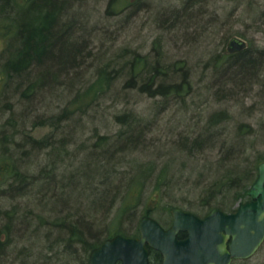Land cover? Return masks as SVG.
Wrapping results in <instances>:
<instances>
[{"label":"rangeland","instance_id":"obj_1","mask_svg":"<svg viewBox=\"0 0 264 264\" xmlns=\"http://www.w3.org/2000/svg\"><path fill=\"white\" fill-rule=\"evenodd\" d=\"M53 1L68 2L69 15L62 24L82 50L74 75H63L60 83L80 77L72 91L65 84L50 85L52 92L38 91L24 104L16 80H8L7 62L15 46L23 45L19 27L25 16L41 19L40 5ZM114 6L109 0H0V168L15 164L37 181L35 187L20 182L21 188L14 186L7 197H0V264H83L82 251L74 259L67 243H59L67 235L53 226L70 214L82 217V223L92 222V233L97 229L99 234L115 228L134 233L145 214L169 228L175 207L206 216L211 211L202 203L208 196L213 194L217 205L228 201L224 187L221 193L212 187L216 176L237 168L250 175L249 168L264 156V0H121ZM234 37L248 41L253 64L243 70L231 67L218 76L216 59L223 58ZM138 56L147 61L139 80L153 76L154 66L179 73L176 81L189 83L186 97L167 101L124 89L129 77L124 75L91 108L84 98L80 105L72 103L103 71L113 80L115 71ZM65 108L74 113L58 126L56 119ZM129 124L137 128V136L127 129ZM100 136L109 140L106 151L111 157L124 161L118 170L126 173L125 180L103 189L109 195L105 200L98 184L90 183L89 191L81 192L85 181L78 178L77 184L73 178L81 174L86 157L102 156ZM27 137L51 139L63 150L58 155L55 146L34 151ZM131 137L137 140L132 148L123 141ZM198 138L203 147L196 154L180 152ZM149 165L155 170L151 177L143 176L144 194L123 215L121 208L134 199L125 192L128 179ZM164 167V182H170L166 194L156 196L152 192ZM47 174L52 183L41 184ZM5 183L0 189L6 190ZM68 183H74L68 191L59 187ZM5 210L14 213L9 217ZM6 224L13 227L9 233ZM232 264H264V243L250 259Z\"/></svg>","mask_w":264,"mask_h":264},{"label":"trees","instance_id":"obj_2","mask_svg":"<svg viewBox=\"0 0 264 264\" xmlns=\"http://www.w3.org/2000/svg\"><path fill=\"white\" fill-rule=\"evenodd\" d=\"M119 2H121V0H109L111 9H113L115 7L114 5ZM67 3V1H63L62 4L53 1L48 3L45 2L44 4L40 5L41 7L39 9V12L40 10L41 13L44 12V16H42L41 19L40 16L33 19L37 24L41 21L45 23L41 27L44 33L43 31L41 32L36 28H32L33 19L26 16L19 27L20 34L23 37V45L21 46V48L15 46L16 53L13 54L12 58L7 62L6 74H8V80H11V82L12 80H16L17 92L21 94V101L24 104L29 103L28 101H32L38 91H42V93L44 91L45 93L49 91L48 89H50V85L52 87L53 85L65 84L68 90L72 91L73 87L76 84L75 81H77V79L80 77L78 75H75L74 77H72V79L67 78L74 75L72 71L74 70V68H76V65L78 64L79 58L82 54V50L79 48V45L72 41L74 39V34H71V32L68 33L69 28L66 29V26L62 24V20L69 15L66 7ZM33 7H35V5ZM111 9H109V11ZM251 53L252 50L248 49L235 54H222L223 58L218 56L215 62L217 69L218 67L220 68L217 73L218 76L224 74V72H222L223 70L230 69L231 67L238 68L239 70L247 69L250 65L253 64ZM224 58L225 60L223 62L222 59ZM220 61L223 62L222 65L219 64ZM146 64L147 61L141 56H138L137 59L132 61L131 65L126 64L122 67V70L120 68L118 72H114L117 78L113 79L115 80L114 82L110 79V73L108 74L106 73V71H103V73L98 75L97 79L90 86H88L84 92H78L75 100H73L72 103L75 102L74 105H80L77 102L83 100L84 98V105L87 108H91L88 106H92L94 103L102 100L107 95V93L115 87L116 81L119 79V77H123L124 75L129 76L126 80L123 81L124 89L136 90L142 94H148L152 98L163 96V98H166V100L170 97H186L185 95L188 93L189 83L186 81H183L182 84L178 83L176 81L178 80V77L176 75L179 73L169 74V72H166V70L159 71V69L157 70L156 66H154L155 71L153 72V76H147L145 77L146 79L144 78V80L142 81L139 80L138 77L144 72L141 71ZM104 69L107 70V68ZM63 75L67 76L66 81L70 80L69 83H60V79ZM52 90L53 89H50L49 92H52ZM86 112L87 111H85V113ZM73 113L74 111H70L69 109L65 108L58 116L59 119H56L57 125L60 126L62 123L70 119ZM117 118H120V116ZM211 123L213 124L215 122ZM215 125L216 124H213V126ZM133 126V124H129L127 129H131L130 131L133 130L134 134L136 135L138 131L137 128ZM210 129L212 128H209V131L211 132L212 130ZM140 133L138 135H140ZM101 138V146L98 147H100L101 149L100 153L102 154V156L97 157L98 155H91L86 157L81 166V174L78 176L74 175L75 177L73 178L75 179V182L77 184L78 181L76 180L78 178L85 181V185L81 189V192H84V190L89 191L90 183L96 185L98 184V186L102 190L100 199L105 200V198L109 199V195L108 191H105L103 189L107 187L110 188L112 184L118 181V179V183H120L122 180H125L126 173L124 175L123 172H120L118 170L119 166L120 168L124 167V165H122L124 161H122L121 159L118 160V157H111L109 151H106V148L109 147V140L106 139L105 136H102ZM123 141L125 142V144L127 143L128 145H131L130 148L133 147L132 145H136L135 143L137 142V140H134V137L125 138L123 139ZM26 144L29 147H32V150L34 151L43 150L55 146L54 153H56L57 155L58 151L61 152V150H63L61 149V143L55 145L56 143H52L51 139H47L46 141L41 142L31 139V137H27ZM201 147H203L202 140L201 138H198L189 147L186 146L183 149L181 148L180 152L184 154L191 153V155H194L196 154L194 152L199 151ZM191 155L190 157H193ZM262 162H264V156L257 160V162L252 165V168H249L251 170L250 175L247 174V170H238L237 167L236 171L228 169L222 174L219 173L216 176V180L214 181L212 187L214 189L216 188V193L223 192V190L220 191L221 187H224V189H226V195L228 196L226 205H223L224 207L221 205H217L215 203L216 199L213 197V194L212 196H208L207 199H204L202 205L209 208L210 211H212L214 208H219L224 212H233L236 210L234 209L236 203L240 202V204H242L249 201L250 197L248 195V192L258 177V165ZM165 167L164 170H162L160 173L161 176L157 177L156 187L152 192L155 193L156 196H163L167 192L166 188L168 187L170 181L164 182L163 178H166V176L168 175V169ZM112 168H115V170H113ZM154 170L155 168H152L151 165H149L147 167H144L138 177H134L132 175L128 179L125 192L127 191V193L133 195L134 199L132 200L133 202L129 200L130 202L124 204L123 208H121L123 215L130 211L131 207L136 205L134 203H137L144 194L146 181L145 177L143 176L148 175L149 177H151ZM97 180H99V182H97ZM5 181H7V187L11 190L14 188V186L21 188L22 186L19 185L20 182H22L24 186L25 184H28V186L32 187H35V183H37V181H34L29 175H24L20 171V169L15 166V164L5 169L0 168V186L6 184ZM44 181L45 182H42L41 184H51L53 180L47 174L44 178ZM74 183H68L65 184V186L59 185V187L61 186V188H65V190L63 191H68L69 187H72V184ZM236 189H238L239 191L235 194H232V192L236 191ZM19 190L21 191V189ZM20 194L23 195L25 193L24 191H21ZM0 197L3 198V194L0 195ZM114 199L115 198H113L112 201ZM10 213L14 212L5 210L4 214L11 217L12 215ZM146 215L149 214H145V216ZM75 217L76 215L70 214L69 216L61 218L57 222L53 223V226L59 228V232H62L63 236L67 235V237H65L63 240L59 241V243H61L62 245L64 243H67V249L70 247L69 249L73 250L74 246H83V255H85L83 264H89V256L92 250L99 247L107 239H110L118 234L133 237L140 236L138 226H136V230L134 231V233H126L119 228H115L113 230L111 229L104 235L102 234L103 237L101 235H96L92 237L93 240H91L90 235L93 234L92 232L95 229L92 222L90 224L85 222L82 223L80 220L82 217H78V219H76ZM5 219L8 220L7 218ZM16 220L18 221V219ZM10 225L11 224L5 225V229L7 232H11L13 229V227ZM179 237L184 238L186 237V234L180 233ZM70 254L75 259V256L78 253H76L75 251H71ZM162 259L163 257L161 253L151 249L150 264H160Z\"/></svg>","mask_w":264,"mask_h":264},{"label":"water","instance_id":"obj_3","mask_svg":"<svg viewBox=\"0 0 264 264\" xmlns=\"http://www.w3.org/2000/svg\"><path fill=\"white\" fill-rule=\"evenodd\" d=\"M245 40L234 37L230 52H242ZM250 200L234 213L214 208L204 218L175 207L173 223L162 226L151 216L138 224L140 236L118 234L92 250L89 264H150L151 249L161 253L160 264H232L253 257L264 243V162L251 186ZM186 237L180 238L179 234Z\"/></svg>","mask_w":264,"mask_h":264},{"label":"bare ground","instance_id":"obj_4","mask_svg":"<svg viewBox=\"0 0 264 264\" xmlns=\"http://www.w3.org/2000/svg\"><path fill=\"white\" fill-rule=\"evenodd\" d=\"M25 18H26V17H25ZM44 20H45V19H44ZM44 24H45L44 22H41V24L33 23V24H32V25H33L32 28H37L38 26H39V27H42ZM241 39H242V38H241ZM243 40H244V39H243ZM245 41H246V40H245ZM229 42H230V41H229ZM246 43H247V48H246L245 50H248V49H250V48H249L248 41H246ZM245 50H244V51H245ZM250 50H253V49L251 48ZM224 52L227 53V54H235V53H239V52H234V53H233V52H230L229 49H228V45H227V48H225ZM242 52H243V51H242ZM162 97H163V96H162ZM164 99H166V98H164ZM168 100H169V99H168ZM168 100H167V101H168ZM167 101H166V102H167ZM1 187H2V186H1ZM10 190H11V189L8 188V187L6 188V190L0 189V195L3 194V197H7V196H8L7 193H8ZM101 232H103V233H100V234H99V232H98L97 229H96V232H94L93 234L90 235L91 240H93L92 237H94V236H96V235H97V236H98V235H99V236H100V235L102 236V234L104 235V234H106L108 231L106 232V231H103V230H102ZM105 232H106V233H105ZM90 242H91V241H90ZM80 250L82 251V254H83V246H79V245H77L76 247L74 246V248H73L72 251H75L76 253H78Z\"/></svg>","mask_w":264,"mask_h":264},{"label":"flooded vegetation","instance_id":"obj_5","mask_svg":"<svg viewBox=\"0 0 264 264\" xmlns=\"http://www.w3.org/2000/svg\"><path fill=\"white\" fill-rule=\"evenodd\" d=\"M236 211V210H235ZM235 211L231 212V213H234ZM149 216V215H148ZM200 217V216H199ZM205 216L201 217V218H204Z\"/></svg>","mask_w":264,"mask_h":264}]
</instances>
